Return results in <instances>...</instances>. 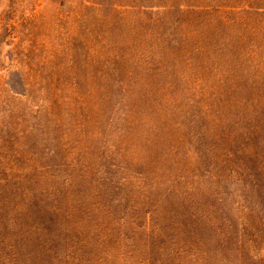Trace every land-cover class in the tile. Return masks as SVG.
<instances>
[{
    "label": "rangeland",
    "instance_id": "374dc122",
    "mask_svg": "<svg viewBox=\"0 0 264 264\" xmlns=\"http://www.w3.org/2000/svg\"><path fill=\"white\" fill-rule=\"evenodd\" d=\"M0 264H264V0H0Z\"/></svg>",
    "mask_w": 264,
    "mask_h": 264
}]
</instances>
